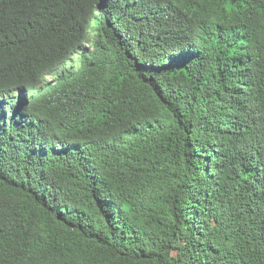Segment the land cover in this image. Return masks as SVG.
<instances>
[{"label":"trees","instance_id":"trees-1","mask_svg":"<svg viewBox=\"0 0 264 264\" xmlns=\"http://www.w3.org/2000/svg\"><path fill=\"white\" fill-rule=\"evenodd\" d=\"M0 264H264V0H0Z\"/></svg>","mask_w":264,"mask_h":264}]
</instances>
